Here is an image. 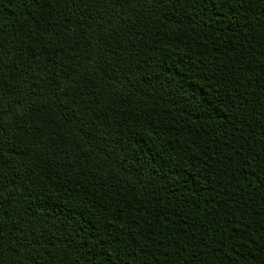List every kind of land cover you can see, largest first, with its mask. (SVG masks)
<instances>
[{
  "label": "trees",
  "instance_id": "obj_1",
  "mask_svg": "<svg viewBox=\"0 0 264 264\" xmlns=\"http://www.w3.org/2000/svg\"><path fill=\"white\" fill-rule=\"evenodd\" d=\"M0 264H264V0H0Z\"/></svg>",
  "mask_w": 264,
  "mask_h": 264
}]
</instances>
